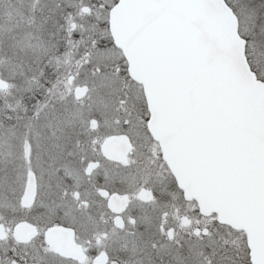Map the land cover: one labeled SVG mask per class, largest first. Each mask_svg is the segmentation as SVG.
Masks as SVG:
<instances>
[{"label":"flooded vegetation","instance_id":"obj_1","mask_svg":"<svg viewBox=\"0 0 264 264\" xmlns=\"http://www.w3.org/2000/svg\"><path fill=\"white\" fill-rule=\"evenodd\" d=\"M76 1L0 0V264H252L246 233L202 214L184 196L147 128L149 117L133 100L128 114V100L117 111L118 76L142 88L111 37L109 14L118 0L107 13L93 1L91 23L78 18ZM225 1L246 47L263 42L264 0ZM53 11L61 15L38 65L36 26L48 24ZM6 24L28 28L27 42L5 37ZM21 45L28 53L18 52ZM115 137L130 146L116 160L103 149ZM222 230L240 235L242 258L227 249L231 262L214 260Z\"/></svg>","mask_w":264,"mask_h":264},{"label":"water","instance_id":"obj_2","mask_svg":"<svg viewBox=\"0 0 264 264\" xmlns=\"http://www.w3.org/2000/svg\"><path fill=\"white\" fill-rule=\"evenodd\" d=\"M109 27L185 196L244 229L252 263L264 264V82L247 62L235 14L224 0H119ZM129 148L119 137L103 147L115 160ZM35 184L30 176L29 200Z\"/></svg>","mask_w":264,"mask_h":264},{"label":"rangeland","instance_id":"obj_3","mask_svg":"<svg viewBox=\"0 0 264 264\" xmlns=\"http://www.w3.org/2000/svg\"><path fill=\"white\" fill-rule=\"evenodd\" d=\"M60 0H54V5H57V3ZM93 1H97V0H78L76 2H78V4L75 3V9L77 11L78 18L84 22H93L95 20V16L97 15V13L95 14V12L89 11L88 8L86 9V7H93L95 4ZM103 5H104V9L105 12L107 13L108 8L115 2V0H101L100 1ZM85 9L86 12H83L82 9ZM13 9V8H11ZM12 12H6V14H11ZM49 12H42L41 16L43 18L47 17ZM54 15H52V19L49 21L48 24H46V22H42V24H38L36 26V31H37V41H36V56L35 59L38 63V65L41 64V62H43L44 58L46 57V42L48 37H50V39H52V37L55 35V32L53 29H55V27L58 24V20L60 18L61 15L60 13H56V11L52 12ZM70 12L67 13V15ZM58 14V15H57ZM57 15V16H55ZM106 14H104L103 17H105ZM23 17H27V12H23ZM99 17V16H98ZM254 17V16H253ZM100 18V17H99ZM107 18V17H106ZM98 20V19H97ZM250 22L251 24H253L254 21L253 18H250ZM52 27V29H50V31H48L46 28ZM5 37L7 36H19L21 43L23 42H27V40L30 37V33H29V29L25 28L24 26H20L19 28H17L15 25L12 24H6L5 26ZM254 29H256L254 27ZM253 29V30H254ZM251 32L252 28L250 29ZM247 34L249 36L250 33L247 31ZM8 38V37H7ZM49 39V40H50ZM9 42V40L7 41ZM13 42V43H12ZM11 45H9L12 50H11V54H15V50H13L14 46L16 45L14 41H11ZM73 46L70 45L69 47L67 46V49H64V52L67 54L69 52H72ZM111 51L115 54L116 58H118V60L121 58L120 54L118 52H115L114 48H110ZM249 55L252 54L253 57H250L252 60V63L254 65V67L257 69V71L260 73L261 76L264 77V41L263 42H253L252 44L249 45ZM18 52H26L28 53V51L26 50V48L21 45V49ZM9 53V52H8ZM119 73H121L122 75V71L119 70ZM118 82H117V91H116V106H117V111L119 112V109H122V107H124V103L122 102V100H128L127 102V106H128V112L130 110V100H133L132 102L134 103V109L136 112H138V109L140 110V116H142L143 118L149 117L148 111H147V107H146V102L145 99L143 97V92H142V88L139 87L137 84L133 83L131 80L127 79V77H121L118 76ZM123 86V87H122ZM123 90H126V94H124ZM130 90H132V94H131V98L129 99L130 96ZM142 92V93H141ZM136 115V114H134ZM215 219V217L213 218ZM219 235V233H217ZM232 235L231 232L229 231H223L220 233V236H217L214 238V243L216 245H219V248L216 249V251L214 252V260L217 259L218 261L224 259L225 262H231L230 259H226L225 254L223 255L224 250L226 251L227 249L234 251V254H236L235 259L237 260L238 257L242 258L241 254H240V250L238 248V245L240 243V235L237 234V236ZM230 240V243H226ZM232 244V245H231ZM221 252V253H220Z\"/></svg>","mask_w":264,"mask_h":264}]
</instances>
